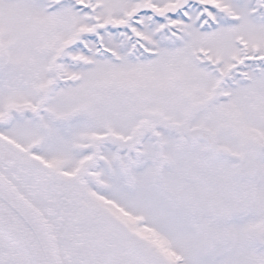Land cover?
I'll return each instance as SVG.
<instances>
[{
  "label": "snow or ice",
  "instance_id": "6c2138e0",
  "mask_svg": "<svg viewBox=\"0 0 264 264\" xmlns=\"http://www.w3.org/2000/svg\"><path fill=\"white\" fill-rule=\"evenodd\" d=\"M0 264H264V0H0Z\"/></svg>",
  "mask_w": 264,
  "mask_h": 264
}]
</instances>
